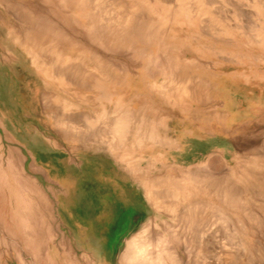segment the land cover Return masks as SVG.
Wrapping results in <instances>:
<instances>
[{
	"label": "rangeland",
	"instance_id": "rangeland-1",
	"mask_svg": "<svg viewBox=\"0 0 264 264\" xmlns=\"http://www.w3.org/2000/svg\"><path fill=\"white\" fill-rule=\"evenodd\" d=\"M107 1L0 0V264L95 263L92 256L73 250L61 217L64 189L51 180L42 166L55 161L50 149L56 143L63 146L61 141L59 144L53 139L49 119L58 115L70 117L79 112L77 103L64 91L67 87L65 81L55 78L56 73L84 68L92 75L98 72L103 62L112 67L118 60L125 67L135 59L153 66L167 63L169 83L167 87L157 89L166 94L168 88L170 95L184 96L187 92L183 84L173 82L176 75L189 78L188 71L201 65V78L210 81V90L216 96L217 105L221 106L227 102L225 89L230 90L232 86L231 78L223 75L228 67L224 66L220 53L226 47L240 50L239 53L250 57L249 63L253 62L254 66L257 61L254 58L259 59L258 66L264 68V44H257L264 40V33L261 34L264 32V10L262 5H255L261 0H214L213 7L206 9L205 15L209 16L214 10L216 15L213 12L212 15L219 18L212 32L206 23V27L201 23L189 26L182 17L173 16L168 12V3L157 0ZM123 8L129 11L122 13ZM130 11L140 17L135 24L137 31L122 32L118 27L119 20L127 19ZM115 13L119 16L122 13L120 19ZM122 21L121 25L128 23ZM251 29L259 36L261 34L262 37L257 36L258 41ZM94 32L98 38L93 36ZM243 33L252 36L248 39ZM231 40L232 44L227 43ZM214 47L217 58L209 56L210 48ZM202 54L205 57L199 58ZM76 73L81 74L73 71L72 79L76 78ZM91 78L87 76L84 80ZM90 82L92 86V79ZM262 85L264 87V81ZM39 119L43 121L42 126ZM250 122L245 131L237 132L240 138L232 157H218L217 171H213L209 164L180 171L170 167L169 174L176 178H173L175 182L182 183L178 200L174 199L176 206L166 209L162 201V205L154 201L152 192L164 190V187L147 188L155 210L154 217L142 226L138 223L136 234L120 238L121 244L110 253L112 264H122L127 242L139 235L150 237L145 238L153 242L150 249L155 254H164L162 248L168 247L175 253L179 264H264V106L259 107ZM39 130L42 139L35 138ZM40 140L46 151L42 149L44 146L41 151L36 147ZM79 144L80 141L75 142V145ZM183 176H188L185 177L187 181H183ZM206 177L213 181H224L227 177L237 191L235 199L240 201L236 204L239 206L227 205L225 201H230L231 197L224 196V200L221 195L219 197L206 189ZM192 204L205 208L202 211L208 219L200 224L199 235H194L187 222L181 219L186 206ZM193 238L198 243H190Z\"/></svg>",
	"mask_w": 264,
	"mask_h": 264
},
{
	"label": "crops",
	"instance_id": "crops-1",
	"mask_svg": "<svg viewBox=\"0 0 264 264\" xmlns=\"http://www.w3.org/2000/svg\"><path fill=\"white\" fill-rule=\"evenodd\" d=\"M209 51V56L217 58L215 47ZM239 51L226 47L220 53L228 67L223 75L231 78L232 85L225 89L227 102L221 106L210 90V81L201 78V65L196 64L188 71L189 78L175 74L173 82L183 84L184 96L157 89L169 83L167 63L153 66L135 59L125 67L118 60L112 67L103 62L93 76L84 68H72L81 72L76 79L54 75L65 81L64 91L77 103L79 112L49 119V124H54H50L53 139L63 146L56 143L50 149L55 161L42 166L64 189L61 217L74 251L92 256L94 264H112L110 253L121 244L120 238L136 234L138 223L142 226L153 219L148 189L153 184L163 187L170 167L180 171L209 164L216 171L218 157H232L240 138L237 132L245 131L264 106V68L258 66L259 59L254 58V66L250 57ZM87 76L100 91L85 89L82 80ZM87 98L93 103H87ZM39 123L42 126L43 121L39 119ZM39 133L42 131L36 132V139L43 138ZM42 146L38 141L36 147L40 150ZM42 149L46 151V146ZM103 260L106 263H101Z\"/></svg>",
	"mask_w": 264,
	"mask_h": 264
},
{
	"label": "bare ground",
	"instance_id": "bare-ground-1",
	"mask_svg": "<svg viewBox=\"0 0 264 264\" xmlns=\"http://www.w3.org/2000/svg\"><path fill=\"white\" fill-rule=\"evenodd\" d=\"M89 1V0H88ZM102 1V0H101ZM106 1V0H105ZM108 1H110V0H108ZM107 1V2H108ZM117 1V0H116ZM157 1H161L162 3H164V4H166L167 5V3L170 5L168 8H169V10H168V12H171V13H173V16H178V17H182L183 19H184V21L185 22H187V24L189 25V26H194V25H196L197 23H201V24H207V28H208V30H209V32H210V29H212L211 30V32L213 31V30H215L216 28V23L215 22H217V20L219 19H217L216 18V16H214V15H212V12L214 11H212V12H209V16H205L207 13H206V9H208L209 7L211 8V7H213V4L215 3L214 2V0H157ZM253 1V0H252ZM62 2V1H61ZM114 2V1H113ZM225 2V1H224ZM233 2V1H232ZM102 3V2H101ZM249 3H251V2H249ZM100 4V3H99ZM252 4V3H251ZM60 5H62V4H60ZM103 5V4H102ZM104 5H105V3H104ZM106 5H107V3H106ZM111 5V4H110ZM120 6H121V4H119ZM248 5V4H247ZM255 5H257V6H261L262 5V8H263V10H264V0H261V3H256ZM79 6V5H78ZM129 6V5H128ZM128 6H126V7H128ZM103 7V6H102ZM105 7V6H104ZM107 7V6H106ZM108 7H110V6H108ZM130 7V6H129ZM262 8H261V11H262ZM18 9V8H17ZM98 9H99V7H98ZM104 9V8H103ZM112 9H115V8H111V10ZM124 10L122 11V13H124V11L125 10H127V8L125 9V8H123ZM127 11H129V10H127ZM132 11V10H131ZM131 11L130 12H125V13H127V19H123L122 18V22H125L124 20H127L128 21V23L127 24H125V25H121L120 23H121V21L119 20V26L118 27H121V31L123 32V31H125V32H129L130 30H132V32H135V31H137V30H135V29H137L135 26H137V25H135L136 24V20H137V17H135L136 16V14L135 13H131ZM259 11H260V9H259ZM12 12V11H11ZM22 12V11H21ZM109 12H110V10H109ZM216 12V11H215ZM215 12H213V13H215ZM222 12V11H221ZM107 13V12H106ZM116 13H118V12H116ZM115 13V14H116ZM122 13H120V16H121V14ZM223 13V12H222ZM240 13V12H239ZM261 13V16L263 17V12H260ZM102 14H103V11H102ZM221 14V13H220ZM237 14V13H236ZM236 14H235V16H236ZM110 15V14H109ZM114 15V14H113ZM117 15L118 14H116L115 16H116V18H119L120 19V16L119 17H117ZM125 16H126V14H124ZM171 15V14H170ZM215 15H216V13H215ZM217 15H219V14H217ZM222 16V15H221ZM91 17V16H90ZM102 17V16H101ZM209 17V18H208ZM220 17V16H219ZM227 17V16H226ZM229 17V16H228ZM239 17H242L241 15L239 16ZM251 17V16H250ZM92 18V17H91ZM126 18V17H125ZM138 18H140V17H138ZM221 18V17H220ZM222 18H223V16H222ZM221 18V20H223V21H227L226 19L227 18H225V19H222ZM233 19V18H232ZM248 19V18H247ZM104 20H106V19H104ZM229 20V19H228ZM242 20V19H241ZM240 20V21H241ZM150 21V20H149ZM233 21V20H232ZM106 22V21H105ZM255 22V21H254ZM103 23V22H102ZM106 23H110V22H106ZM112 23V22H111ZM148 23V22H147ZM104 24V23H103ZM122 24H124V23H122ZM145 24V23H144ZM186 24V23H185ZM206 24H205V27H206ZM255 24V23H254ZM202 25V26H203ZM104 25H102V27H103ZM145 26V25H144ZM237 26V25H236ZM152 27V25H150L149 24V28H151ZM204 27V26H203ZM230 27V26H229ZM251 27V26H250ZM257 27H259V26H257ZM256 27V28H257ZM101 28V27H100ZM104 28V27H103ZM133 28H134V30H133ZM142 28L144 29V27L142 26ZM207 28H206V30H207ZM236 28V27H235ZM260 28V27H259ZM102 29V28H101ZM139 29V28H138ZM203 29V28H202ZM248 29H250V28H248ZM258 29V28H257ZM262 29H263V27H262ZM204 30L205 29H203V32H204ZM253 29H251V31H252ZM119 31H120V29H119ZM219 32H221L220 30H218ZM217 31V32H218ZM251 31H249V32H251ZM264 31V30H263ZM30 32V31H29ZM140 32V31H139ZM209 32H206V33H208L209 35H212V34H210ZM246 32V31H245ZM255 31L253 30L251 33L253 34ZM158 33V32H157ZM156 33V34H157ZM205 33V34H206ZM226 33V32H225ZM264 32H262L261 34H263ZM90 34V33H89ZM93 34V36H95L96 37V34H95V32L94 33H92ZM95 34V35H94ZM204 34V35H205ZM213 34H216V33H213ZM219 34V33H218ZM252 34H247V33H243V36H246L248 39L250 38L249 36H252ZM261 34H260V36H261ZM20 35V34H19ZM217 35V34H216ZM143 36V35H142ZM260 37L259 36V34H258V32H255L254 33V35H253V37H256V39L258 38V37ZM263 36H264V34H263ZM99 36H97L96 38H98ZM262 37V36H261ZM91 38V37H90ZM95 38V39H96ZM150 38V37H149ZM246 38V39H247ZM252 38V37H251ZM26 39V38H25ZM94 39V40H95ZM213 39V38H212ZM260 39H262V38H260ZM27 40V39H26ZM93 40V39H92ZM97 40V39H96ZM251 40V39H250ZM249 40V41H250ZM253 40V39H252ZM254 41V40H253ZM257 41H258V39H257ZM248 42V41H247ZM261 43H263L264 44V40H262V41H259L257 44L258 45H261ZM255 44H256V42H255ZM101 46V45H100ZM264 46V45H263ZM112 51H114V50H112ZM116 51V50H115ZM120 51V50H119ZM111 53V52H110ZM97 59V58H96ZM233 62V61H232ZM57 63V62H56ZM55 63V64H56ZM70 66V65H69ZM68 66V67H69ZM56 67V66H55ZM55 67H53V68H55ZM58 67V66H57ZM73 68V67H72ZM96 68V67H95ZM97 70V69H96ZM57 72H58V70H57ZM68 73H69V71L66 69H64V71H59L58 72V74H59V76H66L67 77V75H68ZM75 73V72H74ZM79 73V72H78ZM89 73V72H88ZM54 74V73H53ZM170 74V73H169ZM77 75V73L75 74V76ZM68 76H71V73L68 75ZM91 76V75H90ZM93 76V75H92ZM65 77V78H66ZM80 77V76H79ZM78 78V77H77ZM74 79H76V78H74ZM69 80V79H68ZM91 80V79H90ZM90 80H84V81H86L85 83H84V87L85 88H88V87H94L93 86V84H92V86H91V82H90ZM101 80V79H100ZM100 80H97V81H100ZM103 80V79H102ZM101 80V81H102ZM70 81H72V80H70ZM100 81V82H101ZM73 82V81H72ZM82 82H83V80H82ZM102 82H105V81H102ZM69 83V82H68ZM78 83V82H77ZM95 83H96V81H95ZM167 83V82H166ZM104 84V83H103ZM78 85H79V83H78ZM95 85V84H94ZM165 85V84H164ZM167 87V86H166ZM169 87V86H168ZM96 88H97V85H96ZM95 88V89H96ZM165 88V87H164ZM196 88V87H195ZM170 89V88H169ZM87 90V89H86ZM97 91H100L101 89H96ZM168 92H169V90H168V88L166 89ZM195 90V89H194ZM90 91V90H89ZM165 91V90H164ZM166 91V92H167ZM171 91H173V90H171ZM191 91V90H190ZM189 91V92H190ZM106 93V92H105ZM152 93V92H151ZM101 94V93H100ZM99 94V95H100ZM153 94V93H152ZM157 94V93H156ZM169 94V93H168ZM174 95V94H173ZM80 96V95H79ZM110 96V95H109ZM164 96V95H163ZM170 97V96H169ZM49 98V97H48ZM80 98H83L84 99V97H80ZM93 98V97H92ZM90 99V98H89ZM88 98H87V100H86V102H92L91 100H89ZM163 99V98H162ZM47 101V100H46ZM83 101V100H82ZM216 101V100H215ZM165 102H166V100H165ZM48 103V102H47ZM93 103V102H92ZM201 103V102H200ZM202 104H203V102H202ZM93 105V104H92ZM202 106V105H201ZM205 106V105H204ZM203 106V107H204ZM54 107V106H53ZM173 107V106H172ZM153 108V107H152ZM118 111V110H117ZM173 112V111H172ZM141 114V113H140ZM176 114V113H175ZM214 114V113H213ZM226 114V113H225ZM60 115H62V114H60ZM59 116V115H58ZM229 116V115H228ZM117 118V117H116ZM194 118V117H193ZM55 119V118H54ZM86 119V118H85ZM124 119V118H123ZM195 119V118H194ZM63 120H66V118L65 119H63ZM95 120V119H94ZM81 121V120H80ZM72 122V121H71ZM84 122V121H83ZM138 122V121H137ZM195 122V121H194ZM68 123V122H67ZM69 124V123H68ZM71 124V123H70ZM81 124V123H80ZM198 124V123H197ZM162 125V124H161ZM76 126V125H75ZM89 126V125H88ZM194 126V125H193ZM197 126V125H196ZM99 127V126H98ZM125 127V126H124ZM76 128V127H75ZM77 129V128H76ZM96 129V128H95ZM102 129V128H101ZM112 129V128H111ZM126 129V128H125ZM200 129H202V128H200ZM120 130V129H119ZM122 131L124 130V129H121ZM138 130V129H137ZM203 130V129H202ZM92 131V130H91ZM90 131V132H91ZM140 131V130H139ZM82 132V131H81ZM94 132V131H93ZM110 133H114V132H112V130L111 131H109ZM121 132V131H120ZM121 134V133H120ZM108 135V134H107ZM114 135V134H113ZM119 135V134H118ZM109 136V135H108ZM115 136H117L116 134H115ZM121 137V136H120ZM122 138V137H121ZM241 140V139H240ZM36 146H37V144H36ZM262 148H264V147H262ZM264 150V149H263ZM130 166V165H129ZM32 167V166H31ZM217 169H218V167H217ZM217 171V170H216ZM169 174V173H168ZM199 174V173H198ZM225 174H227V173H225ZM200 175V174H199ZM194 176H195V174H194ZM194 176H192V178L194 179L195 177ZM224 176V175H223ZM185 177H188V176H183L182 177V179H183V181L184 180H186L187 181V178H185ZM196 177H198V176H196ZM166 178V182L165 183H163V184H165V185H163V187H164V190L163 189H160V191H157L156 193H155V191H153L152 192V189H151V192H152V196H153V198H154V201L155 202H160L161 203V205L162 206H164L166 209L168 208V207H172V206H176V204H177V201H174V199H176V198H178V196H179V191L181 190V187H182V183H181V185H180V183L179 182H175V180L174 179H176L175 177H173V175H171V174H169L168 175V178L167 177H165ZM174 178V179H173ZM180 178V177H179ZM185 178V179H184ZM200 178V177H199ZM203 178V177H202ZM201 178V179H202ZM208 178H211V177H208ZM207 177H206V181H205V186L204 187H207L206 189H210V190H212L217 196H219V195H221L223 198H224V196L225 197H231V200L230 201H225V203H227V205H230V206H234V205H236L237 203H239V202H237V199H235L236 198V196L238 197V195H237V191L235 190V188H234V185L232 184V183H229L228 181V179H226V178H224L225 180V182L224 181H219V180H214L213 181V179H208ZM157 179V178H156ZM161 179H163V177L161 178ZM160 179V180H161ZM181 179V180H182ZM196 179L197 178H195L194 180L196 181ZM158 180V179H157ZM174 180V181H173ZM189 180V179H188ZM198 180V179H197ZM161 182H163V181H161ZM185 182V181H184ZM200 183V182H199ZM193 184V183H192ZM197 183H195V185H196ZM151 185V184H150ZM149 185V186H150ZM157 184H153V186L154 187H162V186H160L159 184L156 186ZM152 186V187H153ZM183 186H185L184 184H183ZM203 186V185H202ZM147 187V186H146ZM151 187V188H152ZM162 187V188H163ZM197 187H200V185L198 184V186ZM202 189V188H201ZM199 190V188H198V190L199 191H203V190ZM155 190V189H154ZM162 190V191H161ZM184 190H186V189H184ZM182 191V190H181ZM148 194H150L149 192H148ZM255 194H256V192H255ZM182 196V195H181ZM180 196V197H181ZM184 196V195H183ZM182 196V197H183ZM185 197V196H184ZM220 197V196H219ZM263 197V196H262ZM149 199H151V198H149ZM163 199H165V200H168V201H166V202H164V200ZM171 199H173V201L171 200ZM152 200V199H151ZM176 200H178V199H176ZM224 200H225V198H224ZM163 203H162V202ZM181 201V200H180ZM176 203V204H175ZM165 204H168V205H165ZM161 206V207H162ZM181 206V205H180ZM189 206V207H188ZM188 206H186L185 208L186 209H184V212L182 213V220H184V222L186 221L187 222V227L189 228V229H191L192 230V233L194 234V235H197V233H198V235H199V229L198 228H200V224L202 223V222H204L205 221V219L207 218V216L205 217V215H204V210H205V208H203V207H201L200 206V204L198 205V204H192V205H188ZM236 206H239V205H236ZM183 209V208H182ZM204 209V210H203ZM203 210V211H202ZM167 213V212H166ZM210 214V213H209ZM170 215V214H169ZM181 215V214H180ZM216 216V215H215ZM211 217H212V215H211ZM218 217V216H217ZM223 217V216H222ZM221 219V218H220ZM206 220H208V219H206ZM216 220H217V218H216ZM181 221V220H180ZM215 221V220H214ZM177 222V221H176ZM185 222V223H186ZM180 223V222H179ZM178 223V224H179ZM209 223H210V220H209ZM205 224H207V223H205ZM224 224V223H223ZM185 225V224H184ZM183 225V226H184ZM202 225V224H201ZM210 225V224H209ZM204 227V226H203ZM184 229V228H183ZM187 229V228H186ZM201 229V228H200ZM181 231V230H180ZM186 231V230H185ZM196 231V232H195ZM198 231V232H197ZM146 234V233H145ZM189 235H191V234H189ZM149 236V235H148ZM145 237H147V236H145ZM145 237H141V235H139L138 237H133L129 242H127V248H126V252H125V254L123 255V257L121 258V261H122V264H179L178 263V261H177V258L175 257V253H173V252H170V250L168 249V247L167 248H162V250L165 252L164 254L163 253H161V254H155L154 252H153V250H151L150 249V247L152 248V241H151V239H150V241L147 239V238H150V237H147V238H145ZM186 238V237H185ZM194 240V241H193ZM196 239L195 238H193L192 240H190V243L192 242L193 244L195 243H198V241H195ZM157 241V240H156ZM187 241V240H186ZM201 242V241H200ZM158 243H160V242H158ZM162 243V242H161ZM155 244V243H154ZM167 245V244H166ZM162 247V246H161ZM165 247V246H164ZM156 248V247H155ZM160 249V248H159ZM172 249V248H171ZM186 250V249H185ZM160 251V250H159ZM159 251H157V252H159ZM162 252V251H161ZM80 256V255H79ZM179 258V257H178ZM167 261H169L168 263H167Z\"/></svg>",
	"mask_w": 264,
	"mask_h": 264
}]
</instances>
